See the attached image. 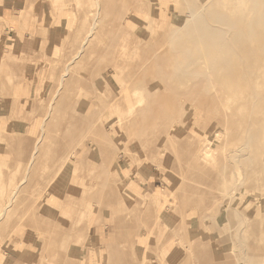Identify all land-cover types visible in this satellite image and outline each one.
<instances>
[{
    "label": "rangeland",
    "instance_id": "rangeland-1",
    "mask_svg": "<svg viewBox=\"0 0 264 264\" xmlns=\"http://www.w3.org/2000/svg\"><path fill=\"white\" fill-rule=\"evenodd\" d=\"M16 241L35 264H264V0H0Z\"/></svg>",
    "mask_w": 264,
    "mask_h": 264
},
{
    "label": "crops",
    "instance_id": "crops-1",
    "mask_svg": "<svg viewBox=\"0 0 264 264\" xmlns=\"http://www.w3.org/2000/svg\"><path fill=\"white\" fill-rule=\"evenodd\" d=\"M42 27L39 26L38 30ZM19 244V241L7 245L0 243V264H35L32 252L27 248L20 249Z\"/></svg>",
    "mask_w": 264,
    "mask_h": 264
},
{
    "label": "bare ground",
    "instance_id": "bare-ground-1",
    "mask_svg": "<svg viewBox=\"0 0 264 264\" xmlns=\"http://www.w3.org/2000/svg\"><path fill=\"white\" fill-rule=\"evenodd\" d=\"M191 17H192V16H191ZM187 20H188V19H187ZM189 32H190V31H189ZM226 35H227V34H226ZM88 37H89V36H88ZM90 38H91V37H90ZM90 38H89V40H90ZM86 40H87V39H86ZM88 42H89V41H88ZM174 42H175V41H174ZM246 44H247V43H246ZM230 47H231V46H230ZM230 47H229V48H230ZM225 49H226V48H225ZM223 50H224V49H223ZM77 54H80V51H78V52L75 54V56L71 58V60L75 59V57L77 56ZM78 56H79V55H78ZM66 69H67V68H66ZM42 134H43V133H42ZM43 135H44V134H43ZM43 137H44V136H43ZM41 139H42V138H41ZM39 140H40V139H39ZM36 145H37V144H36ZM247 146H248V145H247ZM35 147H36V146H35ZM36 149H37V148H36ZM240 149H241V148H240ZM240 151H241V150H240ZM33 152H34V151H33ZM33 152H32V153H33ZM35 152H36V151H35ZM231 152H232V151H231ZM31 156H32V155H31ZM235 162H236V161H235ZM235 186H236V185H235ZM235 186H234V187H235ZM235 191H236V190H235ZM234 193H235V192H234ZM237 193H238V192H237ZM230 198H231V197H230ZM229 201H230V200H229ZM230 202H231V201H230ZM234 208H235V207H234ZM237 209H238V208H237ZM240 211H241V210H240ZM231 213H232V212H231ZM239 213H240V212H239ZM232 214H233V213H232ZM236 216H237V215H236ZM243 216H244V215H243ZM245 216H247V215H245ZM240 218H241V216H240ZM241 219H242V218H241ZM241 219H240V220H241ZM243 219H244V218H243ZM243 219H242V220H243ZM246 219H247V218H246ZM246 219H245V220H246ZM242 220H241V221H242ZM239 222H240V221H239ZM239 222H238V223H239ZM240 224H241V223H240ZM236 225H238L237 222H236ZM241 225H242V224H241ZM238 226H239V225H238ZM238 226H237V228H238ZM235 227H236V226H235ZM235 227H234V228H235ZM239 227H240V226H239ZM235 229H236V228H235ZM234 231H235V230H234ZM236 231H237V230H236ZM237 233H238V234H237ZM235 234H237V236L240 235L239 232H236ZM237 236H235V237H237ZM262 236H263V235H262ZM239 238H240V237L238 236L237 239H239ZM237 241H238V240H237ZM239 241H240V240H239ZM237 245H240V246H241L240 242H239V244H237ZM235 247H236V246H235ZM238 247H239V246H238ZM241 247H242V246H241ZM242 249H243V248H242ZM242 249H241V250H242ZM236 250H237V248H236ZM243 250H245V249H243ZM239 252H240V250H239ZM240 255H241V253H240ZM243 255H244V254H243ZM236 256H238V255H236ZM243 257H244V256H243ZM240 259H242V256H241ZM237 263H238V262H237ZM241 264H242V263H241Z\"/></svg>",
    "mask_w": 264,
    "mask_h": 264
}]
</instances>
